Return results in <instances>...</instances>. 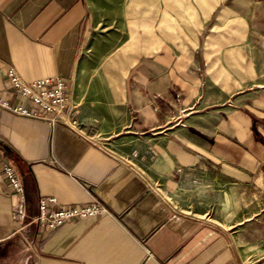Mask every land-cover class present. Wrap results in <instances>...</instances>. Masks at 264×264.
<instances>
[{
    "label": "crops",
    "instance_id": "0c3cea01",
    "mask_svg": "<svg viewBox=\"0 0 264 264\" xmlns=\"http://www.w3.org/2000/svg\"><path fill=\"white\" fill-rule=\"evenodd\" d=\"M262 1L231 0L234 16ZM90 6L0 0V100L44 113L15 91L8 70L26 81L59 76L78 120L53 125L0 103V264H264V83L222 104L171 114L172 67L156 50L140 53L121 71L134 83V100L123 92L125 132L87 133L79 62L94 32ZM240 24L241 17L238 32ZM6 161L23 176L28 220L42 196L55 197V208L97 199L110 211L54 230L22 225L12 216ZM19 240L30 250L24 258L13 254Z\"/></svg>",
    "mask_w": 264,
    "mask_h": 264
},
{
    "label": "rangeland",
    "instance_id": "374dc122",
    "mask_svg": "<svg viewBox=\"0 0 264 264\" xmlns=\"http://www.w3.org/2000/svg\"><path fill=\"white\" fill-rule=\"evenodd\" d=\"M214 1L90 0L94 32L79 62L89 107L83 121L87 133L114 138L125 132L123 92L129 90L134 100V83L121 71L125 59L131 67L140 53L156 50V57L172 67L165 102L171 114L222 104L264 83L263 1L241 13L239 32L231 0ZM206 3L213 10L204 11L200 5ZM238 34L242 41L234 43ZM17 243L13 254L28 256L24 241Z\"/></svg>",
    "mask_w": 264,
    "mask_h": 264
},
{
    "label": "built area",
    "instance_id": "2783aa9c",
    "mask_svg": "<svg viewBox=\"0 0 264 264\" xmlns=\"http://www.w3.org/2000/svg\"><path fill=\"white\" fill-rule=\"evenodd\" d=\"M7 77L21 97L28 98L44 113H38L23 104L10 106L6 101L0 100L2 105L19 114L41 117L53 125L63 122L78 126V120L73 118L67 109L70 103V92L64 78L54 76L26 81L15 68L8 70ZM3 172L16 197L13 219L22 225L31 222L54 230L74 219L96 217L110 211L104 202L97 199L83 205L55 208L53 207V203L56 202L55 197L42 196L39 198L37 215L28 220L26 187L20 169L14 162L6 161L3 165Z\"/></svg>",
    "mask_w": 264,
    "mask_h": 264
}]
</instances>
